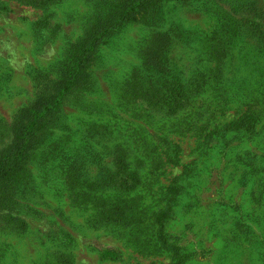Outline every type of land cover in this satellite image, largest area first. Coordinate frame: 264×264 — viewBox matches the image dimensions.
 Returning a JSON list of instances; mask_svg holds the SVG:
<instances>
[{
	"label": "rangeland",
	"instance_id": "rangeland-1",
	"mask_svg": "<svg viewBox=\"0 0 264 264\" xmlns=\"http://www.w3.org/2000/svg\"><path fill=\"white\" fill-rule=\"evenodd\" d=\"M115 2L0 0V152ZM150 13L41 125L0 204V264H264V0ZM248 109L255 131L209 135Z\"/></svg>",
	"mask_w": 264,
	"mask_h": 264
},
{
	"label": "trees",
	"instance_id": "trees-1",
	"mask_svg": "<svg viewBox=\"0 0 264 264\" xmlns=\"http://www.w3.org/2000/svg\"><path fill=\"white\" fill-rule=\"evenodd\" d=\"M18 1L37 7H47L58 0ZM165 1L168 0H116L111 13L101 21L89 38L76 45L72 67L67 73L66 79L59 83L56 94L52 98L40 101V108L31 114L26 125L18 129L13 143L5 148L3 152H0V204L11 201L12 193H8V185H14V179L16 181L17 175L24 171L29 154L34 148V138L40 131L41 125L43 126L45 124L46 118L50 114L60 108L66 96L77 85L86 65L90 62L93 54L104 38L137 16L146 13L152 15L153 13L150 12H153ZM258 122L259 118L256 114L251 109H248L238 119L214 129L209 135L217 131L226 132L223 134V137L231 131H255ZM104 256L114 257L110 252H105Z\"/></svg>",
	"mask_w": 264,
	"mask_h": 264
}]
</instances>
